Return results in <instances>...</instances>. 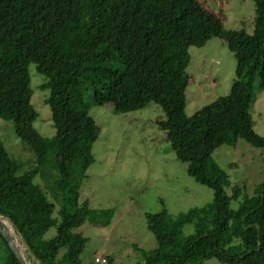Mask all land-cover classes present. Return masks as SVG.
<instances>
[{
    "label": "trees",
    "instance_id": "obj_1",
    "mask_svg": "<svg viewBox=\"0 0 264 264\" xmlns=\"http://www.w3.org/2000/svg\"><path fill=\"white\" fill-rule=\"evenodd\" d=\"M252 1L253 21L226 28L206 0H0V118L12 123L33 163L23 169L0 139V214L13 221L40 262L83 264L79 256L88 238L77 228L87 220L108 225L113 216L111 208L80 200L99 134L89 113L92 96L120 112L150 102L161 107L163 118L155 124L175 158L212 190L203 206L175 216L165 208L145 214L157 246L141 264L212 258L264 264V179L252 195L242 194L212 157L218 146H234L239 138L264 150L250 113L257 91L264 90V0ZM212 37L233 53L234 79L226 95L187 115L189 47ZM32 63L44 77L40 89L49 90L50 137L34 126ZM185 224H192L191 233L183 234ZM52 226L56 232L46 238ZM97 256L95 263L114 264L110 256L100 255L104 262ZM0 264H20L1 233Z\"/></svg>",
    "mask_w": 264,
    "mask_h": 264
},
{
    "label": "rangeland",
    "instance_id": "obj_2",
    "mask_svg": "<svg viewBox=\"0 0 264 264\" xmlns=\"http://www.w3.org/2000/svg\"><path fill=\"white\" fill-rule=\"evenodd\" d=\"M206 2L226 28H238L242 22L248 24L254 19L252 0ZM189 54L187 115L217 96L226 95L235 70L233 53L217 37L201 47L190 46ZM29 73L31 102L38 112L34 126L40 134L50 137L54 127L50 108L44 102L49 90L40 89L44 77L35 71L33 63ZM87 102L89 113L99 125V134L92 146L94 161L81 183L80 200H86L91 208H111L113 216L108 225L87 220L77 228L88 238L79 259L83 264H101L95 263L94 257L103 255L112 257L114 264H141L146 260L145 253L157 246L155 236L147 228L145 214L165 208L175 216L191 207L203 206L212 199V190L189 176L186 163L175 158L164 132L155 124L156 119L163 118L157 104L150 102L141 109L120 112L111 102L98 105L92 96ZM250 113L255 131L264 135V90L257 91ZM0 139L24 163L23 169L33 166L32 155L23 151L25 146L15 135L12 123L1 118ZM212 157L227 172L230 182L241 187L242 194L252 195L264 179V150L242 138L234 146H218ZM35 180L39 181V177ZM48 197L54 200L50 194ZM231 206L236 207L237 202L232 201ZM192 231V224L182 227L183 234ZM55 232L52 226L44 236L52 237ZM205 264L223 263L212 258Z\"/></svg>",
    "mask_w": 264,
    "mask_h": 264
},
{
    "label": "water",
    "instance_id": "obj_3",
    "mask_svg": "<svg viewBox=\"0 0 264 264\" xmlns=\"http://www.w3.org/2000/svg\"><path fill=\"white\" fill-rule=\"evenodd\" d=\"M0 233L20 264H43L28 249L13 221L3 214H0Z\"/></svg>",
    "mask_w": 264,
    "mask_h": 264
},
{
    "label": "built area",
    "instance_id": "obj_4",
    "mask_svg": "<svg viewBox=\"0 0 264 264\" xmlns=\"http://www.w3.org/2000/svg\"><path fill=\"white\" fill-rule=\"evenodd\" d=\"M96 261H101V262H104V259L99 256L96 257Z\"/></svg>",
    "mask_w": 264,
    "mask_h": 264
}]
</instances>
